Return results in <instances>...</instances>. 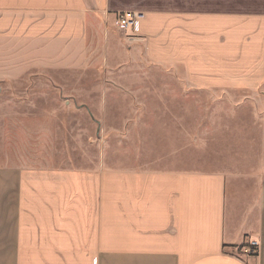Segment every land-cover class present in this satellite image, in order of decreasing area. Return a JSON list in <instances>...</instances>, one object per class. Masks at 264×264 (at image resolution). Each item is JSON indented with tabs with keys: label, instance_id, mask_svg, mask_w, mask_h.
<instances>
[{
	"label": "crops",
	"instance_id": "1",
	"mask_svg": "<svg viewBox=\"0 0 264 264\" xmlns=\"http://www.w3.org/2000/svg\"><path fill=\"white\" fill-rule=\"evenodd\" d=\"M124 11L145 15L130 29L133 49L184 86L166 94L264 90V0H0V95L81 69L92 43L116 44ZM120 108L118 153H88L73 168H0V264H264V135L234 137L230 168L186 167L223 159L221 142L192 147L159 104ZM247 240L257 254L236 256Z\"/></svg>",
	"mask_w": 264,
	"mask_h": 264
},
{
	"label": "rangeland",
	"instance_id": "2",
	"mask_svg": "<svg viewBox=\"0 0 264 264\" xmlns=\"http://www.w3.org/2000/svg\"><path fill=\"white\" fill-rule=\"evenodd\" d=\"M117 37L111 48L104 41L92 43L79 70H49L41 79L31 80L33 87L27 94L0 95L1 170L26 165L73 168L89 162L88 153H118L123 128L120 106L141 101L164 106L160 119H174L177 137L189 135L192 147L201 137L214 142L207 145L213 149L215 142H221L223 159H193L186 167L230 168L237 161L232 158L234 137L237 141V137L264 135V90L257 94L192 91L188 96L168 95L162 89L184 87L177 76H169V65L137 53L128 36L119 32ZM142 87L159 88L161 93L136 95ZM167 105L176 110L168 112ZM183 107L185 111L180 110ZM234 118L241 120L238 127ZM1 179L8 182L6 172ZM7 211L1 206L2 217Z\"/></svg>",
	"mask_w": 264,
	"mask_h": 264
},
{
	"label": "built area",
	"instance_id": "3",
	"mask_svg": "<svg viewBox=\"0 0 264 264\" xmlns=\"http://www.w3.org/2000/svg\"><path fill=\"white\" fill-rule=\"evenodd\" d=\"M145 17L144 13L136 11H124L117 15L116 28L124 36H129L130 29L140 19ZM258 252V244L254 240H247L241 245L234 247L236 256H251Z\"/></svg>",
	"mask_w": 264,
	"mask_h": 264
}]
</instances>
